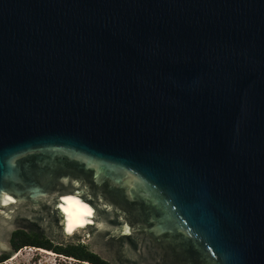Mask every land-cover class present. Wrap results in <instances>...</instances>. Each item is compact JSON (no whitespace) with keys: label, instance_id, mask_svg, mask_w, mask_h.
<instances>
[{"label":"water","instance_id":"95a60500","mask_svg":"<svg viewBox=\"0 0 264 264\" xmlns=\"http://www.w3.org/2000/svg\"><path fill=\"white\" fill-rule=\"evenodd\" d=\"M17 230L264 264V0H0V257Z\"/></svg>","mask_w":264,"mask_h":264},{"label":"trees","instance_id":"16d2710c","mask_svg":"<svg viewBox=\"0 0 264 264\" xmlns=\"http://www.w3.org/2000/svg\"><path fill=\"white\" fill-rule=\"evenodd\" d=\"M12 243L16 249L24 246L42 247L52 249L59 255L73 257L74 259L87 264H110L99 255L93 253L89 246L84 243H73L68 245H56L47 236L36 232L17 230L12 237ZM8 256L0 257V262L7 260Z\"/></svg>","mask_w":264,"mask_h":264},{"label":"rangeland","instance_id":"374dc122","mask_svg":"<svg viewBox=\"0 0 264 264\" xmlns=\"http://www.w3.org/2000/svg\"><path fill=\"white\" fill-rule=\"evenodd\" d=\"M3 264H87L71 257L44 251L33 246H24L19 254Z\"/></svg>","mask_w":264,"mask_h":264},{"label":"snow or ice","instance_id":"6c2138e0","mask_svg":"<svg viewBox=\"0 0 264 264\" xmlns=\"http://www.w3.org/2000/svg\"><path fill=\"white\" fill-rule=\"evenodd\" d=\"M87 214H88V215H91V212L89 211ZM69 231H71V227L69 228Z\"/></svg>","mask_w":264,"mask_h":264},{"label":"built area","instance_id":"2783aa9c","mask_svg":"<svg viewBox=\"0 0 264 264\" xmlns=\"http://www.w3.org/2000/svg\"><path fill=\"white\" fill-rule=\"evenodd\" d=\"M8 260V259H7ZM4 261H6V260H4ZM4 261H2V262H4ZM2 262H0V264H3Z\"/></svg>","mask_w":264,"mask_h":264}]
</instances>
